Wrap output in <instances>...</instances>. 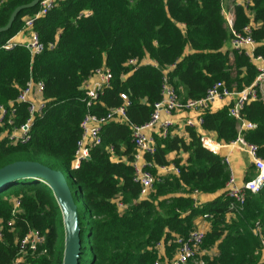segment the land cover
I'll return each instance as SVG.
<instances>
[{"label": "trees", "instance_id": "16d2710c", "mask_svg": "<svg viewBox=\"0 0 264 264\" xmlns=\"http://www.w3.org/2000/svg\"><path fill=\"white\" fill-rule=\"evenodd\" d=\"M33 1L0 0V28L8 24L15 9ZM251 1L249 12L235 7L234 27L241 31L255 24L252 36L262 44L264 0ZM39 9L40 5L22 11L11 29L0 34V103L15 104L14 126H21L29 117L27 104L17 103L29 82L44 83L47 102L33 124L29 143L7 145L1 140L5 129L0 127V169L31 161L56 171L68 170L76 202L81 200L84 206L83 210L79 207L84 246L81 264H155L154 249L159 243L187 236L195 219L207 214L213 216L212 227L203 249H217V254L202 256L205 264H258L260 240L253 228L257 222L264 227V187L257 195L248 194L244 209L231 220L227 216L232 200L226 192L197 205L193 194L225 190L230 171L224 157L203 146V136L194 128L187 129L189 142L179 136L156 137L157 151L149 161L155 167L174 164L179 174L159 176L145 198L130 164L135 146L128 124L111 122L104 126L102 144L91 151L90 159L79 169L72 167L81 124L89 112L83 87L103 67L113 73L112 86L91 112L106 115L123 105L121 95L126 94L130 100L127 117L134 125L147 123L161 100L164 70H170L171 81L185 100L203 98L216 82L237 91L250 85L257 68L246 55L226 50L231 34L221 1L63 0L34 22L45 46L41 54L32 56L23 44L4 50L2 47L23 29L25 18ZM50 44L55 48L49 49ZM256 54L264 56V45ZM133 59L139 61L136 68L128 65ZM145 59L158 66L141 64ZM242 117L256 123L245 138L258 145L264 157V101L247 103ZM202 118L203 129L214 133L217 142L227 145L237 139L239 121L229 115V107L207 110ZM174 153L176 157L170 160ZM152 171L157 175L156 168ZM254 175L251 172L247 178ZM12 198L21 202V212L16 215ZM119 202L124 209L119 208ZM0 227V264H11L18 258L19 240L29 229L40 231L46 238L29 263L64 264L63 215L55 193L44 183L23 180L0 191ZM176 248L175 244L167 246L166 254L172 258Z\"/></svg>", "mask_w": 264, "mask_h": 264}, {"label": "built area", "instance_id": "2783aa9c", "mask_svg": "<svg viewBox=\"0 0 264 264\" xmlns=\"http://www.w3.org/2000/svg\"><path fill=\"white\" fill-rule=\"evenodd\" d=\"M63 0H42L39 11L25 18L24 27L21 32H30V40L25 45L32 56L41 54L45 50V46L41 43L38 33L34 30L35 20L46 16L56 5ZM222 14L226 21V26L231 34L226 50L233 53L238 52L246 55L256 66L258 74L252 78L251 83L242 91L235 88H229L224 82H216L206 93V95L198 100L183 99L179 93V89L175 87L169 76L170 70L163 71L161 100L156 103L150 120L143 125L131 124L127 117V108L130 106L128 95L122 94L123 105L114 109H110L104 116H97L91 112L93 107L99 102L104 92L111 88L113 81V73L107 67L97 70L90 79L84 84L86 92L85 102L88 108V114L82 121V135L78 143L75 153V159L72 163L73 169H79L83 162L90 159L91 151L102 144L103 127L111 122L128 124L132 132V141L135 146L134 159L130 163L135 170L134 180L142 187L141 197H147L155 187L159 176L153 173V169L166 167H155L149 161L157 151L156 137L167 138L172 135L174 127L173 117L180 112L209 110L211 105L217 101L226 99L231 100L229 106V115L239 121L238 137L235 141L224 145L211 139L203 138V146L209 151L220 154L224 149L228 150V154L224 157V161L229 167L230 178L226 186V197L232 200L231 213L234 216L244 209L248 194L257 195L264 187V157L260 155V147L250 143L245 138V134L253 131L257 125L254 121L245 120L242 117V111L247 103L253 100L264 99V56L257 55L256 51L264 43H258L252 36L253 26L247 25L241 31H237L234 27L236 17L235 7H243L249 12L252 5L251 0H220ZM17 43L13 39L9 40L2 48L6 51L13 49ZM55 45L50 44L49 49H54ZM141 64L145 63V60ZM129 66L136 68L139 65L137 59L130 60ZM152 65L158 66L157 63ZM173 67H171V70ZM45 85L43 82L31 81L25 89L20 93L17 99L18 104H27L28 119L19 127H15L17 110L14 103L6 105L0 103V127L5 129L1 140H6L7 145L27 144L31 139L33 124L37 117L41 116L46 108V100L44 98ZM203 114L197 119H188L186 126L196 129L203 125ZM9 127H12L10 131ZM203 128V127H202ZM151 131L156 132L152 135ZM212 142L213 146L207 145ZM1 150V147H0ZM241 152L247 155L255 170V175L247 181L240 184L237 180L235 171L231 163V155L233 152ZM114 154L112 148L109 149ZM177 175L179 170L176 167L172 169ZM199 194L198 192L193 194ZM195 199V198H194ZM196 200V199H195ZM13 215L20 213L21 202L19 198H12ZM119 208L124 209L125 206L119 202ZM205 221L211 222L213 216H201ZM13 225V222L10 223ZM253 233L260 240V261L258 264H264V227L257 222L253 228ZM207 233L203 228L194 225L187 236H176L175 240L168 244L162 242L155 247L157 252V260L155 264H163L166 259V248L169 245L177 246L175 256L169 264H205L201 259L205 255L203 245ZM3 239L2 227H0V240ZM45 236L38 230L29 229L28 232L19 240L18 258L11 264H30L28 259L35 257L39 248L45 243Z\"/></svg>", "mask_w": 264, "mask_h": 264}, {"label": "water", "instance_id": "95a60500", "mask_svg": "<svg viewBox=\"0 0 264 264\" xmlns=\"http://www.w3.org/2000/svg\"><path fill=\"white\" fill-rule=\"evenodd\" d=\"M42 0L15 9L8 24L0 28V34L7 32L13 26L20 13L40 5ZM23 180H36L49 186L55 193L62 211L65 226L64 264H81L83 255V230L80 223L79 206L67 175L62 171L53 170L41 163L19 161L0 169V191Z\"/></svg>", "mask_w": 264, "mask_h": 264}, {"label": "crops", "instance_id": "0c3cea01", "mask_svg": "<svg viewBox=\"0 0 264 264\" xmlns=\"http://www.w3.org/2000/svg\"><path fill=\"white\" fill-rule=\"evenodd\" d=\"M253 26H256L255 24H253ZM183 30H185V26L182 25L181 26ZM30 32H19L14 38L13 41L17 44H26L29 42L30 40ZM145 63H155L154 61L150 60V59H145ZM264 88V85H263ZM264 101V99L262 100ZM231 105V100L230 99H226V100H222V101H217L215 103H213L211 105V107L209 108V110H211L212 112H217L219 110H222L225 107H229ZM204 112H200V111H191V112H180L174 115L173 117V121H174V127L172 129V135L173 136H179L184 138L185 140H187L188 142L190 141V136H189V132H188V127L186 126V121L188 119H193V120H197L201 114H203ZM199 134H201L203 136L204 139H211L212 141H216V136L214 133H210L208 131H205L202 127H197L195 129ZM152 135H156V132L151 131ZM210 146L212 145V142L209 143ZM222 144V143H221ZM228 154V150L224 149L220 155L222 157H225ZM176 153L172 154L170 156V160H173L176 157ZM181 157H183L184 159L187 158L186 154H181ZM231 163L233 166V169L235 171L237 180L240 184H242L243 182L247 181L250 178L249 174L252 172L253 174H255V170L252 166V161L251 159L241 153V152H233V154L231 155ZM173 167H175L174 164H171L170 166L166 167L165 169L163 168H158L157 169V175L158 176H164V175H168V174H176L172 169ZM252 178V177H251ZM226 192V189L218 192L216 194H203V193H199L197 195L194 196V198L196 199L197 205H202L205 203H208L210 201H213L215 199H217L218 197L222 196V194H224ZM228 220H231L233 218H235L234 216L228 214ZM194 225L199 226L201 228H203V230L208 233L211 230V222L205 221L202 217H198L197 219H195L194 221ZM217 254V249H212L211 251H205V255H210V256H214Z\"/></svg>", "mask_w": 264, "mask_h": 264}, {"label": "rangeland", "instance_id": "374dc122", "mask_svg": "<svg viewBox=\"0 0 264 264\" xmlns=\"http://www.w3.org/2000/svg\"><path fill=\"white\" fill-rule=\"evenodd\" d=\"M63 172L65 173V175H68V173H69L68 170H64ZM74 190H75V193H77V191H78L77 187H75ZM78 206L81 208V210L84 209V206H83V203L81 202V200H78ZM174 256H175V254L171 258L167 255L163 264H169V262H171V260L173 259Z\"/></svg>", "mask_w": 264, "mask_h": 264}, {"label": "bare ground", "instance_id": "6f19581e", "mask_svg": "<svg viewBox=\"0 0 264 264\" xmlns=\"http://www.w3.org/2000/svg\"><path fill=\"white\" fill-rule=\"evenodd\" d=\"M211 146H213V144Z\"/></svg>", "mask_w": 264, "mask_h": 264}]
</instances>
